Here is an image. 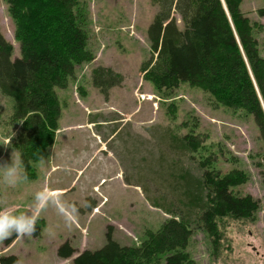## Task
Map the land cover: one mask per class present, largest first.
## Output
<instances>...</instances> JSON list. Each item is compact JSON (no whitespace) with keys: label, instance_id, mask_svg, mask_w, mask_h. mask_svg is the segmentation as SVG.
Masks as SVG:
<instances>
[{"label":"rangeland","instance_id":"374dc122","mask_svg":"<svg viewBox=\"0 0 264 264\" xmlns=\"http://www.w3.org/2000/svg\"><path fill=\"white\" fill-rule=\"evenodd\" d=\"M80 2L95 57L77 67L66 88H57L62 110L49 153L31 171L24 167L27 181L16 187L0 183V210L31 214L35 192L48 189L74 203L75 222L67 227L52 206L38 212L31 237L18 235L7 243L13 234L0 241V264L13 256L12 264H75L81 252L102 248L110 237L121 245H139L149 230L173 217L165 205L184 209L165 171L180 165L197 178L205 169H242L248 179L235 191L259 201L253 218L218 219L216 245L193 223L186 250L196 264H264V143L254 115L223 106L186 82L159 92L145 79V63L157 57L148 38L158 11L153 0ZM240 7L255 23L264 57V0H242ZM175 17L182 27L181 16ZM0 31L13 46L11 59L21 57L6 0H0ZM99 66L122 75L106 96L92 81ZM13 113V98L0 89V141L11 140L0 144V164L11 163L13 149L18 150L14 139L22 122ZM188 133L201 142L196 151L175 143L174 136ZM206 159L211 166L202 165ZM164 196L177 202H154ZM66 242L75 252L60 257L58 249ZM153 264H164V257Z\"/></svg>","mask_w":264,"mask_h":264},{"label":"trees","instance_id":"16d2710c","mask_svg":"<svg viewBox=\"0 0 264 264\" xmlns=\"http://www.w3.org/2000/svg\"><path fill=\"white\" fill-rule=\"evenodd\" d=\"M153 1L158 11L148 38L157 57L145 63V79L159 92L186 82L208 92L223 106L254 115L264 143V57L253 34L255 23L241 10L242 0H224L227 10L222 0ZM6 2L21 57L11 59L13 46L0 31V89L13 98L14 120L22 122L14 144L25 169L31 171L33 164L49 153L59 129L62 109L57 88H66L77 67L95 55L88 47L86 14L80 0ZM176 13L181 16L182 27ZM121 79L122 75L102 66L92 75L94 85L105 96ZM174 139L186 152L201 146L190 133ZM202 165L211 166V160H203ZM173 167L176 169L165 171L184 209L165 205V212L173 217L156 231L149 230L139 245H121L110 237L102 248L81 252L75 264H153L161 257L164 264H196L186 250L193 223L203 227L216 245L220 237L218 219H250L257 212V199L235 191L248 179L244 170L221 173L205 169L197 178L182 165ZM154 202L177 201H167L164 196ZM17 236L14 233L7 243ZM74 252L68 242L58 249L64 258ZM14 262L15 256L5 264Z\"/></svg>","mask_w":264,"mask_h":264},{"label":"clouds","instance_id":"9594fccd","mask_svg":"<svg viewBox=\"0 0 264 264\" xmlns=\"http://www.w3.org/2000/svg\"><path fill=\"white\" fill-rule=\"evenodd\" d=\"M10 141H0V144L7 146ZM27 180L28 176L24 170L22 154L14 148L11 154V163L0 164V183L9 187H16ZM33 199L34 207L31 214H14L7 210H0V241L8 239L14 233L31 237L36 231L39 219L37 213L49 206L55 208L67 227H71L75 222L78 209L73 202L63 199L61 194L42 189L35 192ZM48 230L50 235L53 234L51 226H49Z\"/></svg>","mask_w":264,"mask_h":264},{"label":"water","instance_id":"95a60500","mask_svg":"<svg viewBox=\"0 0 264 264\" xmlns=\"http://www.w3.org/2000/svg\"><path fill=\"white\" fill-rule=\"evenodd\" d=\"M222 1H223V4H224L225 9L227 10L224 0H222Z\"/></svg>","mask_w":264,"mask_h":264}]
</instances>
